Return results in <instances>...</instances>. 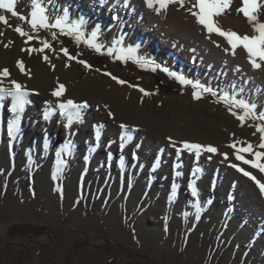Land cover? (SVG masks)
Wrapping results in <instances>:
<instances>
[{
  "label": "rangeland",
  "instance_id": "obj_1",
  "mask_svg": "<svg viewBox=\"0 0 264 264\" xmlns=\"http://www.w3.org/2000/svg\"><path fill=\"white\" fill-rule=\"evenodd\" d=\"M239 1L232 0L215 19L224 30L255 35L237 11ZM192 2L171 4L159 13L147 6L165 26L168 45L154 34V47L149 40L140 46L142 36L133 40L125 31L120 46L135 50L127 60L118 59V52L106 54L120 36L117 19L105 25L104 14L87 0L42 3L50 18L64 9L72 20L83 17L85 34L99 25L105 54L55 28L33 30L27 20L0 9L8 20L0 22V71L10 73L0 77V86L10 88L15 80L31 101L20 114L15 138L7 130L14 118L11 97L0 107V264H264V192L232 165L261 183L264 173L237 160L230 147L246 142L237 148L251 143L254 151L264 152L257 131L264 121L242 123L232 114L241 109L220 99L225 92L235 94L264 112V62L255 68L242 47L233 54L223 36L209 34L188 12ZM15 10L30 18L31 0H16ZM259 20L264 22V7ZM17 26L34 38L21 36ZM44 41L51 48L38 51ZM136 58L149 63L142 67ZM163 68L216 95L202 92L196 99L198 89ZM61 84L63 95L53 96ZM67 100L88 104L81 109L82 122L71 127L58 109ZM36 111L43 119L49 112L63 128L48 130L44 119L43 129H32ZM121 124L132 130L130 140L121 139ZM184 141L211 145L217 152L202 151L197 158L183 148ZM65 143L70 149L63 148Z\"/></svg>",
  "mask_w": 264,
  "mask_h": 264
},
{
  "label": "snow or ice",
  "instance_id": "obj_2",
  "mask_svg": "<svg viewBox=\"0 0 264 264\" xmlns=\"http://www.w3.org/2000/svg\"><path fill=\"white\" fill-rule=\"evenodd\" d=\"M149 8H155L159 13L161 10H166L171 4H178L180 7H184L186 0H145ZM232 0H194L191 3V7L187 10L188 12L196 18V22L203 26L209 34L216 33L220 36H223L230 45L232 53L235 54L237 48H243L249 57L250 62L255 68L261 67V62H264V22L259 20V11L264 7V0H241V7L237 9L238 13H243V15L248 19L249 23L253 25V31L255 35H240L239 33L231 30L222 29L216 21V17H219L225 13L231 7ZM16 0H0V9H6L12 13L13 16H19L22 20H27L32 29L37 28L44 29H57L60 33L75 38L77 42H85L89 47L93 48L97 53L105 54L104 45L99 42V36L101 34L100 26L97 25L96 28L91 31V33L85 34V26L87 21L80 17L76 20L70 18V13L67 9L63 10L61 15L50 18L48 15V9L43 5L42 0H31V12L30 18L24 17L18 14L15 10ZM158 5V7H156ZM0 22L8 24V20L5 16L0 15ZM15 31L18 32L21 36H27L28 40H32L34 37L29 33L25 32L21 27L17 26ZM2 34V33H0ZM56 33L53 32L55 37ZM122 44V40H116L113 43L112 47H108L106 54L112 55L114 52H118V59L127 60L134 58L135 50L128 48L125 50L123 47H116V45ZM44 48H51V45L47 42H43V48L38 49V51H43ZM29 51H37L36 49H30ZM64 54L69 57V59H75L69 55L67 49H62ZM45 60L48 59L47 56L44 57ZM136 63L141 64V66H146L149 62L144 60L142 61L139 58L135 59ZM79 63L84 64L86 67H91L86 61H79ZM20 70L24 71L23 62H18ZM156 67H159L157 65ZM155 71V68L152 69ZM163 71L167 72L170 76L175 77L181 84L192 85L194 88L198 89L194 93L196 99L201 98L202 92H209L212 95H216V92L209 87L201 85L198 81L193 82L186 79L183 75L177 74L175 72H170L167 68H163ZM107 75H112L111 73H106ZM10 75L7 68L0 71V77H8ZM113 80H116L120 84H125L126 81L118 79L116 76H112ZM2 80H0V85H2ZM12 87L5 88L0 86V107H3V101L6 97H11V107L10 111L13 114L14 118L8 122V135L15 138V135L19 132V121L20 114L23 113L25 105L31 103L28 99L29 92L25 90L24 86L15 80L11 81ZM65 87L63 84L59 85L58 89L55 90L52 95L60 97L63 95ZM141 92H144V89H140ZM146 93L145 95H149ZM225 103L230 106L241 109V112H233L232 114L237 116L242 123L248 119H257L264 121V112L257 113V105L251 103L244 99H238L237 95H230L228 92H225L222 97H220ZM51 106V101L46 102ZM87 102L83 104H77L72 100H67L58 104V109L60 114L67 118V126L71 127L74 122H82L81 120V109L87 108ZM231 111V107H230ZM49 112H45L44 119H49ZM111 116L112 114L109 113ZM103 127L102 125L97 127V137L100 135L99 129ZM121 129L124 130V135L121 139L124 140L127 138L130 140L131 131L128 125L121 124ZM257 131L260 135V144L259 148L264 149V124L257 126ZM255 135V133H254ZM239 144H244L246 142H237ZM237 143L230 145V147L236 149V159L243 161L244 164L250 165L252 168L258 169L260 172L264 173V152L254 151L253 145L247 143L246 146H241L237 148ZM123 146V145H122ZM64 149H70V145L65 143L63 145ZM183 148L187 149L189 152H194L197 158L200 156L202 151L209 153L217 152V149L211 145L204 146L196 143H189L187 141L183 142ZM242 153H249L254 156V159H246ZM59 156V153H57ZM225 158L227 159V154L225 153ZM232 167L237 168L238 171L242 172L244 176L249 177L259 186L261 192H264V183H261L252 175L251 172L245 171L243 168L238 167L237 165H232ZM179 174V173H178ZM55 178V176H54ZM59 190V189H58ZM193 195L197 194V189L193 186L192 188Z\"/></svg>",
  "mask_w": 264,
  "mask_h": 264
},
{
  "label": "bare ground",
  "instance_id": "obj_3",
  "mask_svg": "<svg viewBox=\"0 0 264 264\" xmlns=\"http://www.w3.org/2000/svg\"><path fill=\"white\" fill-rule=\"evenodd\" d=\"M87 1L93 8L96 7L99 13L104 14L105 25H108L110 21H112L111 23H115L117 19V32L120 35L117 37V40H122L123 36L126 35L125 31H129V33L133 37V40L135 38L138 39L139 35L142 36V38L138 39L140 46L146 45L147 41L149 40L148 42L151 44L150 46L154 47V34L158 35L160 43L166 45L169 42V36L167 34L168 32L166 31L165 26L161 22L157 21V19L153 16L152 11L148 9L147 6L144 5L145 3H143L141 0ZM102 1L103 4L101 3ZM129 6H135V8L132 10L135 11V13L132 11L125 12V10H127ZM120 9L122 10L120 11ZM124 12L128 14L127 18L123 16ZM172 42L174 41L172 40ZM116 46H118V48L121 47L120 45ZM7 100H9V97L5 98V101ZM30 123L32 124V129L34 130H38L40 128L43 129L44 119L41 112L36 111L30 118ZM54 128L58 129V131L63 128V124L60 119H49L46 129L52 130Z\"/></svg>",
  "mask_w": 264,
  "mask_h": 264
},
{
  "label": "trees",
  "instance_id": "obj_4",
  "mask_svg": "<svg viewBox=\"0 0 264 264\" xmlns=\"http://www.w3.org/2000/svg\"><path fill=\"white\" fill-rule=\"evenodd\" d=\"M240 2V3H239ZM238 2V5L241 7L242 5H241V0Z\"/></svg>",
  "mask_w": 264,
  "mask_h": 264
}]
</instances>
